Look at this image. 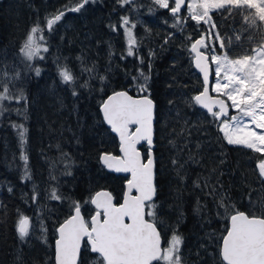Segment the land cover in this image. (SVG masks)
<instances>
[{
    "label": "trees",
    "instance_id": "trees-1",
    "mask_svg": "<svg viewBox=\"0 0 264 264\" xmlns=\"http://www.w3.org/2000/svg\"><path fill=\"white\" fill-rule=\"evenodd\" d=\"M74 3L0 0V84L9 83L13 93L22 90L26 97L19 103L5 101L8 110L0 116V264H54L55 229L69 215L72 201L81 202L86 219L95 209L84 202L100 189L109 190L114 202H121L127 175L108 172L100 163L101 153L118 154L119 144L104 124L99 108L113 91L131 87L129 93L133 94L132 77L141 67L149 73V62V88L155 102V200L158 219L163 221L158 225L163 246L175 229L183 237L184 264H222L217 241L227 221L217 215L214 197L208 194L209 188L203 187L204 178L215 185L217 196L226 194L239 210L257 214L264 211V179L256 168L260 154L228 145L218 123L191 101L202 89V81L192 64L188 37L194 41L207 26L202 23L197 28L188 20L182 30L174 28L170 12L152 5L151 0H134L125 7H120L117 0H95L80 12H68L51 34L45 31L49 52H41L44 60L24 61L19 49L30 27L38 20L43 25L49 14ZM186 14V8L182 9V15ZM125 15L136 24L133 34L138 41L137 56L126 54L127 42L119 27ZM212 16L220 34L233 38V57L256 46L260 37L255 29L245 30L240 15ZM112 24L117 25V31L111 29ZM237 34L241 36L239 42L235 41ZM149 52L154 56L149 57ZM138 57L144 58L143 65ZM58 64L69 66L78 83L89 80L88 73H81L85 66H95L93 75L97 78L90 80L88 88L77 87L73 95L72 88L60 81ZM35 67L41 68L39 76ZM5 72L8 76L3 75ZM16 72L19 78L10 79ZM101 75L107 77L104 85L98 79ZM14 123H22L27 129L23 150L29 158L30 180L23 178L22 149ZM139 147L146 154L147 145ZM62 152L71 159V175L64 174ZM173 157L184 165L183 180L171 164ZM198 177L199 188L194 184ZM53 187L65 199H50ZM21 213L34 224L24 241L16 232ZM41 223L47 229V243ZM82 258L84 264H91L95 257L82 248Z\"/></svg>",
    "mask_w": 264,
    "mask_h": 264
},
{
    "label": "snow or ice",
    "instance_id": "snow-or-ice-1",
    "mask_svg": "<svg viewBox=\"0 0 264 264\" xmlns=\"http://www.w3.org/2000/svg\"><path fill=\"white\" fill-rule=\"evenodd\" d=\"M95 0H75L74 6L65 5L44 18L43 25L38 20L26 33L19 54L26 62L44 60L41 52H49L45 31L51 34L55 26L68 12H80ZM152 5L170 12L174 19L172 27L181 28L188 20L194 21L197 28L203 23L206 32H201L198 39L192 41L188 49L192 64L202 77V90L191 97L194 105L206 110V113L218 123V130L228 145L240 146L260 154L256 163L259 176L264 179V0H151ZM120 7L132 5L134 0H117ZM186 8V15L182 9ZM213 13L225 14L229 17L240 15L247 29H255L260 37L255 47L245 50L237 57L231 55L233 38L225 37L217 30ZM117 31V25H110ZM119 27L123 29L127 41L128 57L137 56L138 41L133 34L136 24L128 16L120 18ZM171 34H169V38ZM241 36L235 35L239 42ZM252 41L253 36L249 35ZM168 38L165 39V43ZM217 44L219 52L217 51ZM111 55V54H110ZM154 56L149 52V57ZM124 59V56H121ZM140 64L144 58L138 57ZM28 67H32L31 63ZM61 83L72 88L90 87V80L96 79L92 68L82 67L81 73H88L89 80L78 83V77L67 65H57ZM149 73L138 68V75L133 76V84L137 96L129 94V90L113 91L100 104L103 122L111 132L119 137V154L101 153V164L117 173H128L122 203L114 202L111 192L97 191L84 203L95 206L94 214L86 219L82 214L83 205L72 201L69 205V215L56 227L54 264H84L82 248L94 259L91 264H184L181 255L183 237L173 229L167 246H162V235L158 225L163 221L157 214L156 159L153 153L155 102L151 98L149 81L151 79V63ZM36 76L41 74V68H34ZM214 72L215 80L210 83ZM8 76V73H3ZM19 72L10 79H18ZM104 85L106 76H98ZM103 91V87L100 89ZM215 93L213 96L210 94ZM26 101L22 90L13 93L9 83L0 84V116L8 109L5 101ZM171 103V102H170ZM230 109L235 111L230 115ZM18 114H20L18 112ZM17 129L21 145V160L24 162V179L30 180L28 155L23 150L27 143V129L21 124H13ZM171 143V142H170ZM147 145L146 154L140 145ZM189 159H192L191 155ZM60 162L65 165L66 175H71V159L69 154L61 153ZM171 164L176 169L177 176L183 180L184 165L175 157ZM51 179L55 180L54 175ZM195 187H201L200 178L194 182ZM204 188H209L213 195L217 215L227 221V226L218 238L219 256L222 264H264V211L239 210L230 202L226 194L216 195L215 185L204 178ZM11 191V189H9ZM49 198L62 201L65 199L58 193L56 187L51 189ZM35 202L36 194L32 197ZM198 210H200L198 205ZM44 242L47 243V229L41 223ZM34 228L30 217L20 214L16 223V232L21 241Z\"/></svg>",
    "mask_w": 264,
    "mask_h": 264
},
{
    "label": "water",
    "instance_id": "water-1",
    "mask_svg": "<svg viewBox=\"0 0 264 264\" xmlns=\"http://www.w3.org/2000/svg\"><path fill=\"white\" fill-rule=\"evenodd\" d=\"M198 39V38H197ZM193 67H194V65H193ZM194 69H195V67H194ZM195 71H196V73L199 75V77H200V79H201V81H202V77H201V75L199 74V72L195 69ZM212 76H213V74H212ZM212 76H210V83L212 82ZM202 90V89H201ZM119 91H121V90H119ZM112 93H110L109 95H111ZM130 94V93H129ZM210 94L211 95H213V96H215V94H213L211 91H210ZM131 95V94H130ZM107 98V97H106ZM105 98V99H106ZM100 109V108H99ZM202 109V108H201ZM202 110H204V109H202ZM205 112H206V110H204ZM230 112H231V109H230ZM101 115H102V113H101ZM108 128H109V130H110V127L106 124V123H104ZM153 127H154V122H153ZM111 131V130H110ZM116 138H117V140H118V144H119V137L115 134V133H113V132H111ZM153 139H154V136H153ZM139 147V146H138ZM153 148H154V144H153ZM118 152H119V148H118ZM104 153V152H103ZM114 154V153H113ZM119 154V153H118ZM100 160V159H99ZM101 163V162H100ZM102 165V164H101ZM103 166V165H102ZM104 167V166H103ZM105 168V167H104ZM108 172H111V173H114V174H120V175H127V179H130L131 177H130V174H128V173H117V172H114V171H111V170H109V169H107V168H105ZM258 170V169H257ZM126 182H127V180H126ZM126 182H125V184H124V190H125V187H126ZM98 191H108V192H110L109 190H107V189H100V190H98ZM97 192V191H96ZM95 192V193H96ZM94 193V194H95ZM93 194V195H94ZM123 201L121 200V202L120 203H122ZM92 205V204H91ZM93 207H94V209H95V206L94 205H92ZM83 214V213H82ZM89 219H90V217H89ZM63 222V221H62ZM57 238V237H56ZM56 240V239H55ZM162 246H163V241H162ZM54 253H55V244H54Z\"/></svg>",
    "mask_w": 264,
    "mask_h": 264
},
{
    "label": "rangeland",
    "instance_id": "rangeland-1",
    "mask_svg": "<svg viewBox=\"0 0 264 264\" xmlns=\"http://www.w3.org/2000/svg\"><path fill=\"white\" fill-rule=\"evenodd\" d=\"M125 36V35H124ZM125 39H126V37H125ZM127 42V41H126ZM214 80H215V76H214V72H213V79H212V82H214ZM215 94V93H214ZM235 114V111H233V112H230V115H234Z\"/></svg>",
    "mask_w": 264,
    "mask_h": 264
},
{
    "label": "built area",
    "instance_id": "built-area-1",
    "mask_svg": "<svg viewBox=\"0 0 264 264\" xmlns=\"http://www.w3.org/2000/svg\"><path fill=\"white\" fill-rule=\"evenodd\" d=\"M127 89H128V90H132L131 87H128ZM133 93H134L135 95H138V92H137L136 88L133 89Z\"/></svg>",
    "mask_w": 264,
    "mask_h": 264
}]
</instances>
